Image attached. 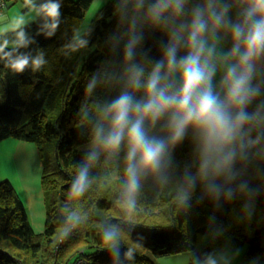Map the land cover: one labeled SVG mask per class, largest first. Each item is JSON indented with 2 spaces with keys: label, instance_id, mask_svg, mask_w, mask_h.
<instances>
[{
  "label": "trees",
  "instance_id": "trees-1",
  "mask_svg": "<svg viewBox=\"0 0 264 264\" xmlns=\"http://www.w3.org/2000/svg\"><path fill=\"white\" fill-rule=\"evenodd\" d=\"M92 1L58 0L60 22L52 36L40 31V17L22 26L33 42L18 52L33 57L43 52L46 62L39 70L28 67L14 73L0 60V141L13 138L36 146L45 208L43 231L35 233L12 184L0 182V264H73L77 259L88 264H156L154 258L182 252H191L195 264H202L225 250L226 243L243 248L239 264H264V154H257L264 140L247 160H237L240 176L228 185L235 190L246 180L252 191L236 190L231 199L223 194L217 199L198 178L194 188L186 183V174L197 170L189 129L161 172L141 176L129 207L126 142L108 153L93 139L97 124L107 128L99 109L124 89L123 41L116 45L114 38L127 25L121 21V0H107L77 38ZM3 39L13 41L14 31L0 33ZM166 39L162 32L145 29L143 48L151 59L159 58ZM10 50L11 44L5 51ZM137 59L143 62L140 55ZM94 75L97 87L85 93ZM163 124L145 126L150 135L160 137L166 132ZM92 151L97 159L88 162ZM86 163L88 186L74 197L72 184ZM185 193L186 201L181 199ZM109 230L117 234L114 246L104 241ZM129 249L131 257L125 255Z\"/></svg>",
  "mask_w": 264,
  "mask_h": 264
},
{
  "label": "clouds",
  "instance_id": "clouds-1",
  "mask_svg": "<svg viewBox=\"0 0 264 264\" xmlns=\"http://www.w3.org/2000/svg\"><path fill=\"white\" fill-rule=\"evenodd\" d=\"M24 4L42 18L40 31L52 36L60 22L58 0L39 5L24 0ZM120 13L127 27L114 39L116 45L123 41L124 89L99 109L107 128L97 124L93 139L108 153L126 142L129 207L141 176L161 172L171 149L185 139L189 129L197 170L195 175L186 174L188 187L194 188L198 178L217 199L221 194L231 199L236 190L251 192L246 180H240L235 190L228 185L240 176L237 160H247L250 150L264 140V99H260L264 96V0H121ZM13 21L15 39L0 40V60L14 73L28 67L39 70L46 62L43 52L34 57L18 52L33 41L22 28L24 17L14 16ZM146 28L167 37L154 60L143 48ZM10 44L11 50L5 51ZM97 84L94 75L87 90L91 92ZM161 120L167 136L150 135L146 123L155 127ZM257 154H264V148ZM97 155L90 152L87 161L96 160ZM88 170V163L79 169L72 196L79 197L86 190ZM181 199L186 201L187 193ZM116 235L106 231L105 243L114 246ZM113 251L119 257V250L113 247ZM125 255L131 257L132 250ZM205 264L216 261L209 256Z\"/></svg>",
  "mask_w": 264,
  "mask_h": 264
},
{
  "label": "crops",
  "instance_id": "crops-1",
  "mask_svg": "<svg viewBox=\"0 0 264 264\" xmlns=\"http://www.w3.org/2000/svg\"><path fill=\"white\" fill-rule=\"evenodd\" d=\"M105 1L107 0H93L88 10H95ZM21 15L24 17V24L38 18L25 6L24 0H5L0 18V33L12 30L13 17ZM228 46L225 44L224 48L227 49ZM216 79H219V74ZM29 161L30 163H26ZM41 170L38 151L33 143L13 138L0 141V182L8 180L12 184L35 233L42 232L45 224Z\"/></svg>",
  "mask_w": 264,
  "mask_h": 264
},
{
  "label": "rangeland",
  "instance_id": "rangeland-1",
  "mask_svg": "<svg viewBox=\"0 0 264 264\" xmlns=\"http://www.w3.org/2000/svg\"><path fill=\"white\" fill-rule=\"evenodd\" d=\"M96 9L87 10L84 20L82 21V24L75 35L77 36V38L88 27L92 17L94 16L96 12ZM87 82H88V79H87ZM87 85L84 86L85 93H89V91L87 90ZM162 136L166 137L167 133L164 132L162 135H160V137ZM26 163H30V161ZM242 255H243V248L231 247L229 244L226 243L225 250H222L221 252L216 253L212 255L211 257L215 259L216 264H239L241 261ZM153 261L156 264H195L197 262V260L194 259L193 254L191 252H182L176 255L162 256L159 258H154ZM205 261L202 264H205Z\"/></svg>",
  "mask_w": 264,
  "mask_h": 264
},
{
  "label": "built area",
  "instance_id": "built-area-1",
  "mask_svg": "<svg viewBox=\"0 0 264 264\" xmlns=\"http://www.w3.org/2000/svg\"><path fill=\"white\" fill-rule=\"evenodd\" d=\"M42 2H44V0H41ZM5 7V0H0V18L2 15V9ZM73 264H88L86 261H84L83 259H77L73 262Z\"/></svg>",
  "mask_w": 264,
  "mask_h": 264
}]
</instances>
